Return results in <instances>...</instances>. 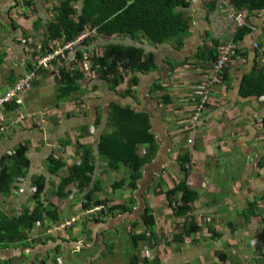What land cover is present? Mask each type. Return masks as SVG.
<instances>
[{
  "label": "crops",
  "instance_id": "crops-1",
  "mask_svg": "<svg viewBox=\"0 0 264 264\" xmlns=\"http://www.w3.org/2000/svg\"><path fill=\"white\" fill-rule=\"evenodd\" d=\"M187 1L180 8L189 25L186 37L156 43L141 34L101 35L89 26L83 33L95 31L90 41L68 53L70 67L82 51V58L74 61L85 76L80 91L61 98L59 66L54 64L23 94L22 105L9 104L0 111L6 122L19 114L34 115L0 136V171L3 164H15L11 156L23 147L29 159L22 175L0 189V218L20 224L37 210L38 199L46 207L41 218L22 225L25 238L12 243L0 239V264H264V165L259 163L264 157V96L242 94L247 76L264 73V8L251 12L232 0ZM61 4L0 0V93L30 70L34 56L63 44L64 39L48 40L47 30ZM73 4L82 9L84 0ZM225 5L242 20L225 11ZM241 27L251 32L237 37ZM221 42L232 45L241 58L226 65L193 127L189 119L198 102L196 93L210 72L211 51ZM108 48L140 52L134 68H125L127 59L117 61L123 77L118 85L112 75L107 80L90 69H100ZM209 52V60L197 59ZM143 64L149 68H136ZM127 108L148 117L156 147L140 164L133 189L127 186L131 168L121 163L110 170L100 153L103 139L114 135L112 114ZM136 147L138 156L148 152L146 144ZM84 149L91 150L94 179L101 181L95 196L110 198V204L125 203L129 212L102 216L95 207L83 208L94 182L84 189L73 183L66 188L68 196L58 194L61 179L81 162ZM51 156L64 161L59 170L50 168ZM185 167L198 196L192 211L177 218L166 191L185 177ZM120 179L124 185L114 189ZM38 182L43 189L36 198ZM122 187L128 191L119 197L116 191ZM146 209L156 219L155 239L143 223ZM186 222L196 227L172 242L180 234L177 225ZM143 233L134 253L131 236Z\"/></svg>",
  "mask_w": 264,
  "mask_h": 264
},
{
  "label": "trees",
  "instance_id": "trees-1",
  "mask_svg": "<svg viewBox=\"0 0 264 264\" xmlns=\"http://www.w3.org/2000/svg\"><path fill=\"white\" fill-rule=\"evenodd\" d=\"M76 1L78 0H62L61 6L56 10L58 11L56 12V19L48 22V40L51 42L64 39L63 44H65L73 41L89 26L96 29L98 34L101 35L112 36L118 34L134 37L141 34L156 43H165L173 38L180 40L189 34V25L185 13L180 9L181 7L188 6L189 2L187 0H84L82 9H78L73 4ZM232 2L237 8L247 9L251 12L264 8V0H232ZM249 32H251V29L241 27L237 37L242 36V33ZM217 47L218 44L211 51V59L210 52L209 55L200 54L197 59L203 61L210 59L212 63L215 59ZM114 50L116 51L114 52ZM120 51H122L120 48H108L105 51V55L99 60L100 69L95 70L93 65L90 68L92 72L94 71L98 75L100 73L107 80H111L108 77L112 75L115 77L114 83L118 85L123 80V77L116 70L117 61L127 59L128 63H124L126 69L129 67L134 68L132 66L133 61L140 62V57H138L140 55L139 50H129V52L128 50ZM75 56V60L81 59L82 51L77 52ZM238 57L241 58L238 52H236V58ZM61 60L60 63L56 61L54 64L59 66L58 75H56L58 76L56 78L59 79L58 92L61 98L64 99L71 92L80 91V83L85 79V76L80 69L74 68L75 60L71 62V66L69 67L68 54L65 58H61ZM2 62L3 55H0V64ZM93 62L95 63V55H93ZM136 68H149V66L143 64ZM45 70L48 69H42L39 74ZM242 94L245 96H264V73L259 75L253 73L247 76L242 85ZM112 121L115 125L114 135L108 137L110 140L103 139L100 146V153L107 160L110 170L117 169L121 163L127 164L131 168V178L127 186L133 189L136 187V179L139 177L138 169L140 164L149 159L151 153L156 150L150 138V121L147 116L135 114L128 108L126 110H115L112 114ZM139 143L148 146V152L143 156H138L136 153V145ZM23 150H25V147L17 151L16 155L11 156L15 161L13 166L9 167L3 164L2 170L0 171V189L8 187L14 177L22 175L25 166H28L29 159L25 156ZM91 158V150L84 149L81 162L72 165L70 167V173L61 179L58 194L61 197L68 196L70 192L66 188L73 183H76L79 189H84L91 182H94V186L85 194L83 208L90 209L102 205L103 208L98 211L102 216L129 212L131 207L125 203L110 204L112 201L110 198H97L95 196L94 193L101 188V181L98 177L94 179L95 164L90 161ZM50 160L53 161L50 163V168L54 170H59L64 165V161L55 156H51ZM259 163L261 166L264 165V157L261 158ZM184 170L186 173L185 177L175 184L174 187L166 191L168 204L172 209L173 215L177 218L185 217L192 211V204L198 196L197 191L189 184L187 167ZM124 183V179H120L113 184V188L117 189L123 186ZM42 189L43 185L38 182L37 190L34 193L36 198L39 197ZM43 209H46V207L38 199L37 210L26 219H23L20 224H17L16 219L2 216L0 218V239H4L1 242L12 243L15 239L18 240L19 237L25 238L26 234L23 231V227L30 226L36 219L41 218ZM47 212L53 214L52 211L47 210ZM25 214L29 215L30 213L27 212ZM142 219L145 227L149 231L150 238L155 239V216L146 209V212L142 215ZM192 227H196L193 222H186L180 227L177 225L180 234H175L171 241L181 240L179 235L189 234L192 232ZM144 234L131 236L134 253L137 250L138 242L145 238ZM131 257L136 258L133 254H131ZM130 263L136 264L132 261Z\"/></svg>",
  "mask_w": 264,
  "mask_h": 264
},
{
  "label": "built area",
  "instance_id": "built-area-1",
  "mask_svg": "<svg viewBox=\"0 0 264 264\" xmlns=\"http://www.w3.org/2000/svg\"><path fill=\"white\" fill-rule=\"evenodd\" d=\"M223 2L224 0H219ZM221 6V5H220ZM223 9L229 13L235 14V17L238 20H242L241 14H236L234 10L230 9L228 5H225ZM95 34V31L85 32L80 34L73 41L67 42L65 44H61L59 48L54 50L47 51L42 53L41 55L34 56L31 59V69L27 71L16 83L11 85L7 90L0 93V111L9 104L22 105L23 94L32 89L35 80L38 77L39 72L42 69H49L54 65L56 61L59 63L62 61L61 58H65L66 55L78 47L83 45L85 42H88L92 35ZM236 50L233 49L232 45L228 43L221 42L216 48L215 59L211 63V69L208 75L204 80V87H201L200 90L196 93L198 102L196 103V109L193 114H191L189 123L194 127L195 121L198 119L199 112L203 109L204 105L209 100L210 90L213 89L221 79L222 73L226 64L230 63L232 59L236 58ZM34 115H25L19 114L15 118H6L0 114V136L10 132V129L14 127H18L21 122L27 120V118L32 119ZM189 142H193V140H189ZM103 208L102 205L96 206L95 211H100ZM93 210V209H92Z\"/></svg>",
  "mask_w": 264,
  "mask_h": 264
},
{
  "label": "rangeland",
  "instance_id": "rangeland-1",
  "mask_svg": "<svg viewBox=\"0 0 264 264\" xmlns=\"http://www.w3.org/2000/svg\"><path fill=\"white\" fill-rule=\"evenodd\" d=\"M127 191H128L127 187H122V188H120V190H117L116 192H117V195H118L119 197H123V195H124Z\"/></svg>",
  "mask_w": 264,
  "mask_h": 264
},
{
  "label": "bare ground",
  "instance_id": "bare-ground-1",
  "mask_svg": "<svg viewBox=\"0 0 264 264\" xmlns=\"http://www.w3.org/2000/svg\"><path fill=\"white\" fill-rule=\"evenodd\" d=\"M13 110V109H12ZM12 110H10V111H12Z\"/></svg>",
  "mask_w": 264,
  "mask_h": 264
}]
</instances>
